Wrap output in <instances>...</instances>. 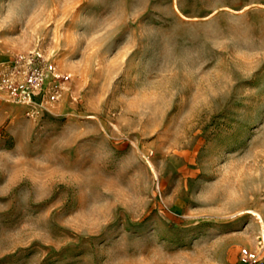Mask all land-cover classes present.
<instances>
[{
	"label": "rangeland",
	"instance_id": "374dc122",
	"mask_svg": "<svg viewBox=\"0 0 264 264\" xmlns=\"http://www.w3.org/2000/svg\"><path fill=\"white\" fill-rule=\"evenodd\" d=\"M0 264H264V0H0Z\"/></svg>",
	"mask_w": 264,
	"mask_h": 264
},
{
	"label": "built area",
	"instance_id": "2783aa9c",
	"mask_svg": "<svg viewBox=\"0 0 264 264\" xmlns=\"http://www.w3.org/2000/svg\"><path fill=\"white\" fill-rule=\"evenodd\" d=\"M69 78L40 50L12 54L0 62V99L34 117L61 100Z\"/></svg>",
	"mask_w": 264,
	"mask_h": 264
}]
</instances>
